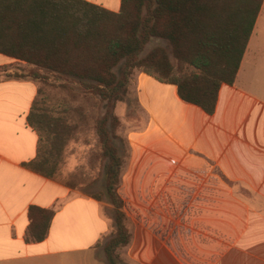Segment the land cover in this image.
Returning <instances> with one entry per match:
<instances>
[{"label": "crops", "instance_id": "obj_1", "mask_svg": "<svg viewBox=\"0 0 264 264\" xmlns=\"http://www.w3.org/2000/svg\"><path fill=\"white\" fill-rule=\"evenodd\" d=\"M15 63L26 65L0 53V70ZM130 86L139 115L125 133L118 186L131 234L123 262L264 264V1L213 113L138 70ZM36 95L33 81L0 78V264H104L96 246L113 226L101 202L25 165L37 154L27 122ZM31 205L55 211L40 242L26 240Z\"/></svg>", "mask_w": 264, "mask_h": 264}, {"label": "trees", "instance_id": "obj_2", "mask_svg": "<svg viewBox=\"0 0 264 264\" xmlns=\"http://www.w3.org/2000/svg\"><path fill=\"white\" fill-rule=\"evenodd\" d=\"M263 1L121 0L113 12L84 0H0V53L29 68L6 78L45 83L63 94L61 104H45L37 87L27 117L38 135L37 154L25 165L58 178L66 148L90 117L86 100L102 109L92 128L107 174L105 195L115 207L114 230L103 244L108 264H121L116 250L131 240L117 194L124 160L114 113L131 76L138 70L174 84L182 100L213 113L221 85L236 79ZM152 39L170 50L159 44L147 50ZM54 214L31 205L26 240H44Z\"/></svg>", "mask_w": 264, "mask_h": 264}, {"label": "rangeland", "instance_id": "obj_3", "mask_svg": "<svg viewBox=\"0 0 264 264\" xmlns=\"http://www.w3.org/2000/svg\"><path fill=\"white\" fill-rule=\"evenodd\" d=\"M162 45L170 50V46L166 41L159 39H152L149 43L147 50L154 45ZM172 58V57H171ZM4 71L0 72V78H6L9 72H22L28 71L29 68L26 65L12 64L4 67ZM135 73V72H134ZM131 79V78H130ZM53 83H57L55 81ZM37 87L43 88L40 99H43L45 104L55 102L61 104V98L63 94L57 89H54L50 85L45 83L35 82ZM131 85V84H130ZM128 87V92L122 101L116 102L114 113L119 120V126L116 129L118 139L115 140L118 151L125 161L127 155V148L125 146V133L130 126V122L133 118L139 115V109L135 102L133 92ZM85 108L87 113H90L89 119L80 123V129L76 134V138L71 141L65 151L64 160L61 164L60 174L58 178L54 179L71 190V196H94L101 202V214L107 218L111 223L112 231L114 230L113 215L115 211L114 205L109 201L105 195L106 191V172L103 169V161L96 158L99 147L97 145V138L92 128L94 120L102 113V109L97 108L95 105L88 100L85 102ZM124 165V163H123ZM121 176V175H120ZM72 182L75 184L74 187H69L65 182ZM120 182V179H119ZM119 186V184H118ZM117 186V194L120 197ZM70 196V197H71ZM121 198V197H120ZM124 212V211H123ZM126 219V218H125ZM127 228L129 227L128 221L125 220ZM111 231V232H112ZM110 232V233H111ZM110 233L106 234L101 238L96 246V256L104 264H108L103 249V244L106 241ZM122 248L116 250L119 256L121 264H130L123 262L124 259L121 257Z\"/></svg>", "mask_w": 264, "mask_h": 264}]
</instances>
